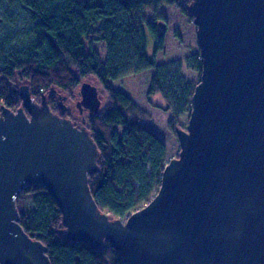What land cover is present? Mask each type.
<instances>
[{
	"label": "water",
	"instance_id": "1",
	"mask_svg": "<svg viewBox=\"0 0 264 264\" xmlns=\"http://www.w3.org/2000/svg\"><path fill=\"white\" fill-rule=\"evenodd\" d=\"M188 6L203 64L188 126H176L181 150L158 192L126 219L103 212L92 193L100 149L86 117L79 126L66 115L64 91H56L61 114L24 82L22 106L2 105L0 264H51L48 246L20 221L17 199L37 183L62 210L68 238L95 248L109 241L127 264H264V0ZM90 80L80 99L72 93L81 112L97 113L103 97Z\"/></svg>",
	"mask_w": 264,
	"mask_h": 264
},
{
	"label": "trees",
	"instance_id": "2",
	"mask_svg": "<svg viewBox=\"0 0 264 264\" xmlns=\"http://www.w3.org/2000/svg\"><path fill=\"white\" fill-rule=\"evenodd\" d=\"M5 1L0 19L14 26L0 33V112L3 104L11 109L23 104L19 89L12 86L17 79L30 85L34 99L45 93L51 109L60 113L56 91L70 92L84 77H96L106 99L97 113L86 117L100 149L99 169L89 173V185L103 212L128 217L158 192L168 161L165 142L138 122L137 116L146 113L135 97L160 94L175 130L181 116L190 115L202 72L200 49L163 59L162 52L169 56L164 30L144 17L146 6L175 0ZM191 1L184 0L183 12L194 21ZM148 31L154 36L153 53L148 51ZM184 62L200 76L188 79ZM114 80L121 87L115 88ZM17 203L23 227L48 246L51 264H127L109 241L95 248L68 238L62 210L43 183L27 184Z\"/></svg>",
	"mask_w": 264,
	"mask_h": 264
},
{
	"label": "rangeland",
	"instance_id": "3",
	"mask_svg": "<svg viewBox=\"0 0 264 264\" xmlns=\"http://www.w3.org/2000/svg\"><path fill=\"white\" fill-rule=\"evenodd\" d=\"M191 3L192 1L188 5H190ZM6 6H8V3L5 0H0V15L2 9ZM183 6H184V0H175L171 3L162 2L159 4L148 5L143 9V14L145 19L147 21H155L157 23V27L161 30H164L163 32L166 35V46H167L165 51L167 54H169V56L167 57L163 56L164 52H162L160 55L163 57V59H171L177 56L184 57L185 55L193 53L198 49H200L198 43V37H197V25L194 23V21H190L189 17L185 15V13L183 12ZM11 9L17 10V8L14 6H11ZM159 21H163L165 23V26L160 27L158 25ZM11 26L14 25L8 23L5 20L3 21L2 19H0V33L3 32L4 28ZM147 35H148V51L149 53H153L154 36L150 31H148ZM183 72L188 79L198 78L200 76V71L188 66L186 62L183 63ZM84 78H86L87 80L91 79L90 81L99 87L100 96L103 97V103H104L106 96L102 90L101 84L98 81V79L94 76H89ZM128 78L130 80L131 78H133V76ZM83 79L81 80V82L83 81ZM23 82L25 81L22 79H17L12 84V86L19 89L18 86L19 83H23ZM80 84L77 88L72 90L77 93L78 99L81 98V93L79 88ZM112 84L114 85L115 88L121 87L119 80L112 81ZM58 91H63V90L59 89ZM72 91L70 92L64 91V94H66L69 97L68 104L71 103L72 108L74 109L70 113L71 115H67V116L71 117L75 121L80 122L82 118L80 112H77L76 115H74L73 113L79 110L78 107L76 106V97L72 93ZM56 96H58L57 92H56ZM37 101L40 102L41 98ZM135 102L146 113L145 115L137 116L138 122L141 125H144L149 129L153 130L165 142L167 147L168 161L173 157L179 156L178 153H180L181 147H180L179 138L176 133V127L174 130L169 126L173 114L170 110L165 109V102L162 99L161 95L154 94L150 99H148L144 95L136 96ZM18 108L13 110L16 111ZM85 114L87 115L88 113ZM188 121H189V113H185L183 116H181L180 122L176 126L187 129ZM27 201L30 200L28 199Z\"/></svg>",
	"mask_w": 264,
	"mask_h": 264
},
{
	"label": "flooded vegetation",
	"instance_id": "4",
	"mask_svg": "<svg viewBox=\"0 0 264 264\" xmlns=\"http://www.w3.org/2000/svg\"><path fill=\"white\" fill-rule=\"evenodd\" d=\"M68 99H69V97L67 96V98H66V100H65V102H66V104L69 106V108H68V110H67V113H66V115H71L70 113L72 112V105H70V104H68ZM76 106H77V101H76ZM78 110H79V112H80V115L82 116V118H83V116H85V117H87V115L85 114V113H91L87 108H84L83 109V111L81 112L80 111V109L78 108ZM58 114H61V111H60V113H58ZM75 121V120H74ZM86 121H87V118H86ZM82 119H81V121L79 122V121H75V124H77V125H82Z\"/></svg>",
	"mask_w": 264,
	"mask_h": 264
}]
</instances>
